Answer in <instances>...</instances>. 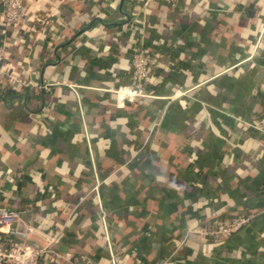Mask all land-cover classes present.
<instances>
[{"label": "crops", "instance_id": "1", "mask_svg": "<svg viewBox=\"0 0 264 264\" xmlns=\"http://www.w3.org/2000/svg\"><path fill=\"white\" fill-rule=\"evenodd\" d=\"M259 5L24 0L0 69V207L44 263L264 264V211L198 235L264 208ZM139 43L150 96L117 107Z\"/></svg>", "mask_w": 264, "mask_h": 264}, {"label": "built area", "instance_id": "2", "mask_svg": "<svg viewBox=\"0 0 264 264\" xmlns=\"http://www.w3.org/2000/svg\"><path fill=\"white\" fill-rule=\"evenodd\" d=\"M172 5H176L179 0H168ZM262 6L264 8V0ZM1 21H0V69L5 58V40L13 25L19 21L24 8V0H1ZM153 58L147 52V46L143 43L135 48L131 54V69L129 80L126 85H119L111 92L114 94V103L117 107H123L126 101L133 102L150 94L146 90V84L153 66ZM7 81L10 84L24 86L12 72L7 73ZM181 95L182 91H175L172 97ZM242 213L228 224H218L213 229H202L198 235L217 238L228 236L248 224L257 213ZM19 216L15 210L0 207V226L5 229L0 234V264H46L43 262V255L46 253L47 246L37 247L26 241L28 233L12 227L18 221ZM72 264H96L86 259L75 260Z\"/></svg>", "mask_w": 264, "mask_h": 264}, {"label": "trees", "instance_id": "3", "mask_svg": "<svg viewBox=\"0 0 264 264\" xmlns=\"http://www.w3.org/2000/svg\"><path fill=\"white\" fill-rule=\"evenodd\" d=\"M259 9H262L263 12H264V8H262L261 5H259ZM147 52H148V49H147ZM148 54H149V52H148ZM4 93H5V91H4ZM260 194L263 196V199H264V186L262 187V189H261V191H260Z\"/></svg>", "mask_w": 264, "mask_h": 264}, {"label": "water", "instance_id": "4", "mask_svg": "<svg viewBox=\"0 0 264 264\" xmlns=\"http://www.w3.org/2000/svg\"><path fill=\"white\" fill-rule=\"evenodd\" d=\"M41 92H43V90H41Z\"/></svg>", "mask_w": 264, "mask_h": 264}]
</instances>
